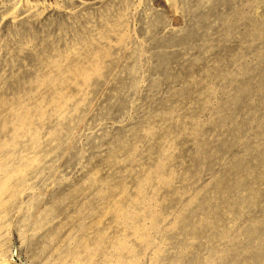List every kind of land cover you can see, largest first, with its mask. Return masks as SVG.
<instances>
[{
	"label": "rangeland",
	"instance_id": "obj_1",
	"mask_svg": "<svg viewBox=\"0 0 264 264\" xmlns=\"http://www.w3.org/2000/svg\"><path fill=\"white\" fill-rule=\"evenodd\" d=\"M0 264H264V0H0Z\"/></svg>",
	"mask_w": 264,
	"mask_h": 264
}]
</instances>
